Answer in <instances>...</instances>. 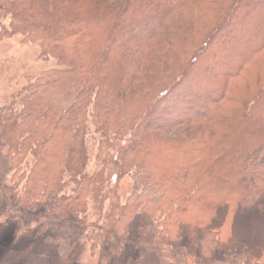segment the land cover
<instances>
[{"label": "trees", "instance_id": "1", "mask_svg": "<svg viewBox=\"0 0 264 264\" xmlns=\"http://www.w3.org/2000/svg\"><path fill=\"white\" fill-rule=\"evenodd\" d=\"M78 2L0 0L5 35L63 66L0 105V151L22 185L5 213L91 225L113 256L139 214L138 241L151 230L164 257L227 264L215 253L239 250L238 264H264V0H97L101 15ZM92 134L116 140L114 179L132 187L90 223L104 186L88 171Z\"/></svg>", "mask_w": 264, "mask_h": 264}, {"label": "rangeland", "instance_id": "2", "mask_svg": "<svg viewBox=\"0 0 264 264\" xmlns=\"http://www.w3.org/2000/svg\"><path fill=\"white\" fill-rule=\"evenodd\" d=\"M78 1L85 11H95L99 15L105 12L97 0ZM71 6L74 7V4ZM1 26L9 31V19H3ZM247 30L250 28H245ZM5 32L0 27V105L10 102L29 80L50 70L63 69L55 58L42 52L38 42L26 40L21 34L7 36ZM244 35V32H240L238 39L226 47L232 51L239 50ZM222 50L219 49V53H223ZM165 132L173 133L169 130ZM91 137L94 141L90 144L88 171L94 174V183L100 182L104 186L97 199H89L90 223L105 214L115 195L124 200L132 187L128 176L117 182L114 179L112 165L115 162L116 140L111 136L103 138L99 134H92ZM10 175L8 158L4 151H0V264H183L181 254L176 260L161 255L165 248L155 245V233L151 230L143 233L142 239L138 241L137 235L143 220L139 214L135 215L128 227L127 241L121 245L122 251L119 250L118 255L113 256L99 240L100 232L91 225H79L73 220L43 218L37 211L22 217L11 212L5 213L22 187L19 185L12 190ZM230 213L228 219L231 220L232 211ZM185 244L184 241L182 246ZM214 260L238 264L243 261V254L239 250L227 254L215 253Z\"/></svg>", "mask_w": 264, "mask_h": 264}]
</instances>
